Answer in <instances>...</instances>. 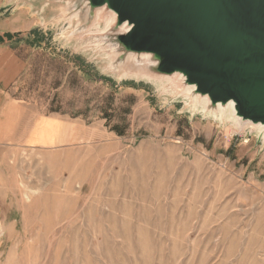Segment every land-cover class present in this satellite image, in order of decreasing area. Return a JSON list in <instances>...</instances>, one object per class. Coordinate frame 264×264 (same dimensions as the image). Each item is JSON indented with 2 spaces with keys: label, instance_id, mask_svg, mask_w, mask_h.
<instances>
[{
  "label": "rangeland",
  "instance_id": "374dc122",
  "mask_svg": "<svg viewBox=\"0 0 264 264\" xmlns=\"http://www.w3.org/2000/svg\"><path fill=\"white\" fill-rule=\"evenodd\" d=\"M66 1L0 3L32 112L0 143V264H264L263 135L111 69Z\"/></svg>",
  "mask_w": 264,
  "mask_h": 264
},
{
  "label": "water",
  "instance_id": "95a60500",
  "mask_svg": "<svg viewBox=\"0 0 264 264\" xmlns=\"http://www.w3.org/2000/svg\"><path fill=\"white\" fill-rule=\"evenodd\" d=\"M61 10L79 18L78 34L97 10L110 12L112 23L93 40L111 69L173 79L177 88L165 83L189 105L216 116L230 106L244 129L264 137V0H67ZM196 98L207 100L205 108L192 104Z\"/></svg>",
  "mask_w": 264,
  "mask_h": 264
},
{
  "label": "crops",
  "instance_id": "0c3cea01",
  "mask_svg": "<svg viewBox=\"0 0 264 264\" xmlns=\"http://www.w3.org/2000/svg\"><path fill=\"white\" fill-rule=\"evenodd\" d=\"M6 29L8 28H0V143L15 137L18 130H32V112L29 121L27 113L22 121H19V108H27L20 105L11 94L12 84L22 66V60L18 56L17 45L9 43L10 37H6L9 29Z\"/></svg>",
  "mask_w": 264,
  "mask_h": 264
},
{
  "label": "bare ground",
  "instance_id": "6f19581e",
  "mask_svg": "<svg viewBox=\"0 0 264 264\" xmlns=\"http://www.w3.org/2000/svg\"><path fill=\"white\" fill-rule=\"evenodd\" d=\"M71 18L72 17L68 18V21L69 22H70ZM100 20H101V22H103L104 29H106L112 23V21H113V15L110 12H107V13H104L103 14L101 12V10H97L96 11V14H95V22H94V24L92 26L93 27V30L95 32H98V31L102 30L99 25L98 26L96 25V24H98L100 22ZM89 30H92V29H89ZM136 74H137V76L146 77V78H149V79L152 78L151 76L144 74L142 71L135 72V74H133V75L136 76ZM172 80L173 79H170V78H166L165 79V81L168 84H170L175 89V88H177L176 81L175 80L172 81ZM188 92H189V89L188 88H185L184 90H181L179 93L186 96V94ZM206 103H207V100L205 98L202 99V100L196 98V99H193V101H192V104H194V106L197 105V104H202L203 105L202 108H205ZM217 114L219 116H227V118L229 119V121L230 120L231 121H234V123L236 125H238L240 129H244L245 126L247 125L246 123H243L239 119H237V118H235V117L232 116V110H231V107L230 106L227 107L226 109L218 108L217 109ZM251 126H253L254 128H256L258 130H261L262 129V127H260L259 125H251Z\"/></svg>",
  "mask_w": 264,
  "mask_h": 264
}]
</instances>
